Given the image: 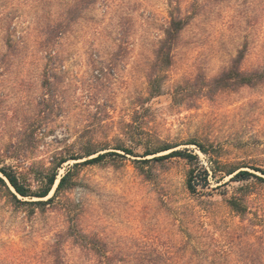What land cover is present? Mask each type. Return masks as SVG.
<instances>
[{
	"label": "rangeland",
	"instance_id": "rangeland-1",
	"mask_svg": "<svg viewBox=\"0 0 264 264\" xmlns=\"http://www.w3.org/2000/svg\"><path fill=\"white\" fill-rule=\"evenodd\" d=\"M172 1L189 25L164 73V93L148 98L170 0H99L89 9L82 0H0V59L11 53L0 75V164H19L5 157L11 143L48 111L31 162H48L92 129L110 141L120 136L138 153L149 141L189 149L211 174L210 195L193 196L192 165L182 158L141 164L143 170L136 157L108 159L82 167L76 185L34 217L14 210L0 193V264H52L57 242L67 264H264V182L215 174L209 156L193 144L213 145L223 164L264 178L251 169L264 170V81L221 93L213 83L241 51L239 72L264 69V0ZM69 16L76 21L59 40L52 65L46 31ZM46 75L56 93L49 109L39 105ZM179 85L192 98L209 96L192 108L177 106ZM143 97V127H128ZM74 163L64 165L57 184ZM234 197L247 206L245 215L228 206Z\"/></svg>",
	"mask_w": 264,
	"mask_h": 264
},
{
	"label": "trees",
	"instance_id": "trees-1",
	"mask_svg": "<svg viewBox=\"0 0 264 264\" xmlns=\"http://www.w3.org/2000/svg\"><path fill=\"white\" fill-rule=\"evenodd\" d=\"M99 0H82L83 8L89 9L96 5ZM171 9L169 13V23L165 29L164 37L160 40L157 48L154 52V60L151 67L154 72L148 75V98H155L161 96L164 93V73L169 71L175 64V51L179 45L181 35L183 31L189 25V20L183 15L180 4H174L172 0ZM80 8L79 6L76 7ZM76 11H69L68 14ZM76 21V17H67L62 21L57 22L46 31L45 47L49 50L50 55L48 62L52 65L56 64L57 58L53 55L55 48L59 44V40L70 30L72 24ZM7 44L9 48H13L14 44L11 37H7ZM11 53L4 55L0 59V75L1 65L7 64V59ZM244 59V52L241 51L233 60L232 70L224 71L220 76L214 78L213 83L218 86V91L221 93L231 85H237L243 83L244 85H256L264 81V69L241 73L238 68L241 66ZM51 78L46 75L43 83V87L47 89L46 95L41 100V106H45L49 109L50 102L55 97V90L52 87ZM208 93L202 94L201 97L192 98L189 94V90L182 88L180 85L176 87L174 91V103L177 106H184L192 108L195 102L208 97ZM147 98V100H148ZM141 98L138 101V105L135 108V114L132 117V122L128 127L138 128L143 127L145 115L142 112L147 111L145 109V102ZM42 117L36 121V128L33 125V129L23 130L17 141L12 142L5 157L9 159L19 160L18 165H12L7 163L0 164V193L5 194L9 204L16 211H23L28 217H34L37 214H46L51 206H54L60 195L72 189L76 185V177L82 167L90 165H99L106 162L108 159L127 158V156L136 157L135 162L139 164V169L143 170L141 164L149 163L152 161L163 162L171 158H182L192 165V168L188 172L187 189L193 196L206 195L207 189L210 190V171L207 168L200 167V158L198 155L193 154L189 149L176 150V145L164 143L162 141H156L146 145L143 153L136 152L135 148L128 147L124 139L117 137L118 143H113L115 140H109L103 133L98 130L87 129L80 133L77 140L66 147L63 150L57 151L52 155L48 162H31L32 156L35 150L38 148L37 138L40 126L45 124L49 115ZM109 118L99 117V124H103ZM38 124V125H37ZM130 136L129 131L121 132L120 135ZM200 150L209 156L212 164V170L215 174L223 172L225 176L234 175L233 181L245 182L251 179H257L264 182V178L256 175L249 170H241L243 167H228L222 163L221 150L215 148L213 145H206L199 141H194ZM169 152L168 154H163ZM152 157V159H144ZM140 158V159H138ZM70 161H74L73 165L67 168L64 175L61 176L58 186L51 196L54 190L60 170L64 165ZM244 168H250L244 166ZM257 172H261L264 175L263 169L251 168ZM215 190V189H211ZM248 195V194H246ZM228 206L239 215H245L248 212L247 206L237 197L227 200ZM73 233V232H72ZM74 236V235H72ZM62 243L57 242L53 246L52 251V264H67L62 255Z\"/></svg>",
	"mask_w": 264,
	"mask_h": 264
},
{
	"label": "water",
	"instance_id": "water-1",
	"mask_svg": "<svg viewBox=\"0 0 264 264\" xmlns=\"http://www.w3.org/2000/svg\"><path fill=\"white\" fill-rule=\"evenodd\" d=\"M57 186H58V184H57Z\"/></svg>",
	"mask_w": 264,
	"mask_h": 264
}]
</instances>
